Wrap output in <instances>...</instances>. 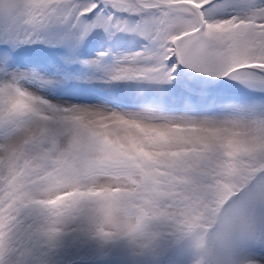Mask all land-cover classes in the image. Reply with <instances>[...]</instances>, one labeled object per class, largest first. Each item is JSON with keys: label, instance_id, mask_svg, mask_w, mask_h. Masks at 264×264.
<instances>
[{"label": "snow or ice", "instance_id": "6c2138e0", "mask_svg": "<svg viewBox=\"0 0 264 264\" xmlns=\"http://www.w3.org/2000/svg\"><path fill=\"white\" fill-rule=\"evenodd\" d=\"M0 264H264V0H0Z\"/></svg>", "mask_w": 264, "mask_h": 264}]
</instances>
